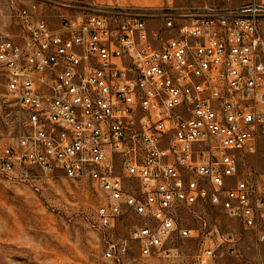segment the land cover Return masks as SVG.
Masks as SVG:
<instances>
[{
	"label": "built area",
	"instance_id": "obj_1",
	"mask_svg": "<svg viewBox=\"0 0 264 264\" xmlns=\"http://www.w3.org/2000/svg\"><path fill=\"white\" fill-rule=\"evenodd\" d=\"M7 1L17 31L0 33V77L26 126L0 140V179L30 182L36 169L92 182L116 264L129 242L175 260L197 238L195 264L237 255L217 214L264 242V189L245 162L264 136V0Z\"/></svg>",
	"mask_w": 264,
	"mask_h": 264
},
{
	"label": "rangeland",
	"instance_id": "obj_2",
	"mask_svg": "<svg viewBox=\"0 0 264 264\" xmlns=\"http://www.w3.org/2000/svg\"><path fill=\"white\" fill-rule=\"evenodd\" d=\"M89 1L141 7H190L205 3L238 6L248 0ZM12 13L8 1L0 0V17L9 15L11 19ZM7 27L11 32L17 31L14 23ZM25 126L22 112L6 96L4 80L0 77V140L18 136ZM245 162L246 167L260 174L264 189V136L258 139L255 153L245 154ZM33 172L35 176L30 182L0 179V264H116L105 258L100 233L94 226L100 204L94 184L69 179L61 173L46 175L36 169ZM215 219L223 229L239 237V253L232 255L221 250L215 264H264V242H259L254 232L244 231L220 214ZM130 225L126 221L121 228ZM185 225L199 227L192 217ZM121 234L127 236L128 232L125 229ZM129 245L124 264H195L200 242L197 238L184 240L183 255L175 260L143 257L135 242Z\"/></svg>",
	"mask_w": 264,
	"mask_h": 264
},
{
	"label": "crops",
	"instance_id": "obj_3",
	"mask_svg": "<svg viewBox=\"0 0 264 264\" xmlns=\"http://www.w3.org/2000/svg\"><path fill=\"white\" fill-rule=\"evenodd\" d=\"M9 23H13V19L8 15H4L3 17H0V33H12L10 29L7 27ZM14 33V32H13Z\"/></svg>",
	"mask_w": 264,
	"mask_h": 264
}]
</instances>
